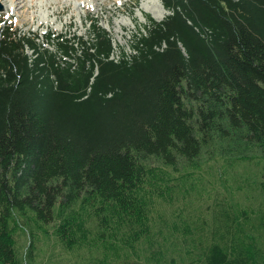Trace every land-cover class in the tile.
I'll list each match as a JSON object with an SVG mask.
<instances>
[{"label": "trees", "instance_id": "1", "mask_svg": "<svg viewBox=\"0 0 264 264\" xmlns=\"http://www.w3.org/2000/svg\"><path fill=\"white\" fill-rule=\"evenodd\" d=\"M160 1L116 56L97 19L0 26V264H32L21 235L81 264H264L222 148L254 149L264 192V0Z\"/></svg>", "mask_w": 264, "mask_h": 264}, {"label": "rangeland", "instance_id": "2", "mask_svg": "<svg viewBox=\"0 0 264 264\" xmlns=\"http://www.w3.org/2000/svg\"><path fill=\"white\" fill-rule=\"evenodd\" d=\"M0 6V26L11 24L20 32L31 31L40 36L51 32L54 35L75 34L86 37L89 19H97L112 37L115 56L118 48L126 52L131 50L133 36L142 29L147 17L159 21L168 14L160 0H0ZM43 43L52 47L44 40ZM239 144L240 147H236ZM232 145L239 155L234 160L241 159L230 166L235 181L233 183L241 188L235 197L241 202L250 199L257 208L262 209L264 192L257 187L261 164L258 159L249 158L254 149L244 145L239 138L222 144V148L229 150ZM205 174L213 176L208 165L205 166ZM202 184H207L205 179ZM29 245L28 235L18 238L19 256H31L32 264H81L77 255L60 245L41 240L35 243L31 252L28 251Z\"/></svg>", "mask_w": 264, "mask_h": 264}, {"label": "water", "instance_id": "3", "mask_svg": "<svg viewBox=\"0 0 264 264\" xmlns=\"http://www.w3.org/2000/svg\"><path fill=\"white\" fill-rule=\"evenodd\" d=\"M0 9H1V6H0Z\"/></svg>", "mask_w": 264, "mask_h": 264}]
</instances>
